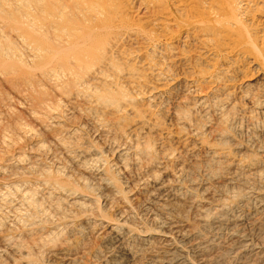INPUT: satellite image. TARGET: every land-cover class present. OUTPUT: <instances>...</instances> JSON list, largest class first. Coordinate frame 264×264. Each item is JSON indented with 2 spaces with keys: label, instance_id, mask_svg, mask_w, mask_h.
<instances>
[{
  "label": "bare ground",
  "instance_id": "obj_1",
  "mask_svg": "<svg viewBox=\"0 0 264 264\" xmlns=\"http://www.w3.org/2000/svg\"><path fill=\"white\" fill-rule=\"evenodd\" d=\"M0 264H264V0H0Z\"/></svg>",
  "mask_w": 264,
  "mask_h": 264
},
{
  "label": "rangeland",
  "instance_id": "obj_2",
  "mask_svg": "<svg viewBox=\"0 0 264 264\" xmlns=\"http://www.w3.org/2000/svg\"><path fill=\"white\" fill-rule=\"evenodd\" d=\"M5 91L3 92V96H5V97H7L8 98V94H9V97H11L10 98V100H11V103L9 102V104H10V108H11V111H10V108H9V112L10 113H14V114H17V115H22V116H24V111L22 110V109H19V105L17 104V97L16 96H14L13 94H11V92H9V91H7V89H4ZM7 95V96H6ZM9 100V101H10Z\"/></svg>",
  "mask_w": 264,
  "mask_h": 264
}]
</instances>
